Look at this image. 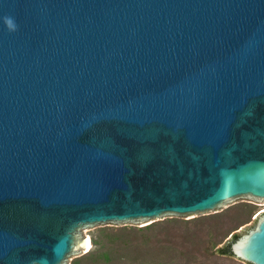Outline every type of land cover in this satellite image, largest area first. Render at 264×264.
<instances>
[{
  "label": "water",
  "instance_id": "obj_1",
  "mask_svg": "<svg viewBox=\"0 0 264 264\" xmlns=\"http://www.w3.org/2000/svg\"><path fill=\"white\" fill-rule=\"evenodd\" d=\"M239 201L264 203V0H0V264ZM217 252L264 264V212Z\"/></svg>",
  "mask_w": 264,
  "mask_h": 264
},
{
  "label": "rangeland",
  "instance_id": "obj_2",
  "mask_svg": "<svg viewBox=\"0 0 264 264\" xmlns=\"http://www.w3.org/2000/svg\"><path fill=\"white\" fill-rule=\"evenodd\" d=\"M262 212L264 203L239 201L191 218L91 228L85 231L92 242L90 250L69 264H246L217 250Z\"/></svg>",
  "mask_w": 264,
  "mask_h": 264
},
{
  "label": "clouds",
  "instance_id": "obj_3",
  "mask_svg": "<svg viewBox=\"0 0 264 264\" xmlns=\"http://www.w3.org/2000/svg\"><path fill=\"white\" fill-rule=\"evenodd\" d=\"M5 22H6V26L10 31H16L17 30V25L14 21L13 18L11 17H5L4 18Z\"/></svg>",
  "mask_w": 264,
  "mask_h": 264
},
{
  "label": "trees",
  "instance_id": "obj_4",
  "mask_svg": "<svg viewBox=\"0 0 264 264\" xmlns=\"http://www.w3.org/2000/svg\"><path fill=\"white\" fill-rule=\"evenodd\" d=\"M238 238H239V236H234V238H233V242H235ZM231 244H232V242H231L230 244H228L227 246H225L224 248H222V249L220 250L221 253H223V254H227V255H232V256H233V254H232V252H231Z\"/></svg>",
  "mask_w": 264,
  "mask_h": 264
},
{
  "label": "bare ground",
  "instance_id": "obj_5",
  "mask_svg": "<svg viewBox=\"0 0 264 264\" xmlns=\"http://www.w3.org/2000/svg\"><path fill=\"white\" fill-rule=\"evenodd\" d=\"M88 240H89V247H88V249H87V250H90V248H91V245H92V242H91V239H90V237H88Z\"/></svg>",
  "mask_w": 264,
  "mask_h": 264
}]
</instances>
